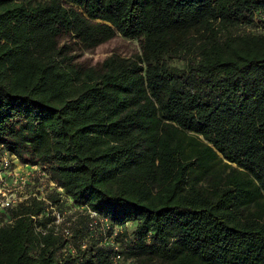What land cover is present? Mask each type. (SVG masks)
Here are the masks:
<instances>
[{"label":"trees","instance_id":"1","mask_svg":"<svg viewBox=\"0 0 264 264\" xmlns=\"http://www.w3.org/2000/svg\"><path fill=\"white\" fill-rule=\"evenodd\" d=\"M118 35L140 54L71 55ZM0 144L122 226L128 264H264V0H0ZM43 210L7 212L0 264H114L79 251L85 217L76 255L38 234Z\"/></svg>","mask_w":264,"mask_h":264},{"label":"built area","instance_id":"2","mask_svg":"<svg viewBox=\"0 0 264 264\" xmlns=\"http://www.w3.org/2000/svg\"><path fill=\"white\" fill-rule=\"evenodd\" d=\"M58 194V202L53 203L49 195ZM36 201L44 206L43 212L32 216L35 231L40 235L51 234L65 240L62 252L76 255L83 251L88 243L98 242L100 246L110 245L113 248L112 261L114 264H122V256L119 254V246L115 242L119 235L123 234L122 226L114 225L109 219L90 210L87 206H78L70 198L66 197L63 190L50 179L43 166L38 164L23 163L0 144V226L11 223L7 212L21 205H28ZM4 216V217H3ZM80 217H85L87 237L75 244V227ZM44 222V223H43ZM127 229L129 224L126 225ZM78 259L75 264H81ZM130 261H127V264Z\"/></svg>","mask_w":264,"mask_h":264},{"label":"rangeland","instance_id":"3","mask_svg":"<svg viewBox=\"0 0 264 264\" xmlns=\"http://www.w3.org/2000/svg\"><path fill=\"white\" fill-rule=\"evenodd\" d=\"M17 3H37L46 2L47 0H14ZM239 31L237 34H239ZM244 32L263 33L259 28H246ZM236 34V32H235ZM70 43L69 36H61L58 39V45L62 46ZM73 51L71 55L75 56V62L85 65L86 67H94L97 64L103 62L111 55L118 56L120 58H132L140 54V44L137 40H127L121 36H116L112 40L100 45L91 51H81L77 47H71ZM133 228V225L129 224V230ZM122 264H127V260H123ZM158 261L152 262H138L134 261V264H156Z\"/></svg>","mask_w":264,"mask_h":264}]
</instances>
